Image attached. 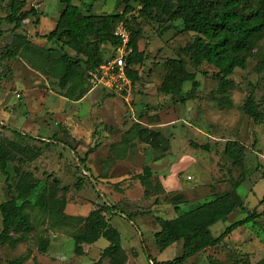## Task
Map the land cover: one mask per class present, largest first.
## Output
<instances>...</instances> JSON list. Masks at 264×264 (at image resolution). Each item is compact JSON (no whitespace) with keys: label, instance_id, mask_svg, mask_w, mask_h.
I'll return each instance as SVG.
<instances>
[{"label":"rangeland","instance_id":"rangeland-1","mask_svg":"<svg viewBox=\"0 0 264 264\" xmlns=\"http://www.w3.org/2000/svg\"><path fill=\"white\" fill-rule=\"evenodd\" d=\"M23 1L26 4L23 11L32 6L37 8L38 28L29 19L22 28L13 30V25L4 21L13 0H0V56L14 42L16 34L25 35L32 43L33 46H27L30 52L61 49L58 44L47 43L35 35L36 31L43 36L55 29L64 9L61 0ZM120 1L74 0L73 4L85 14H120L123 10V5H118ZM128 19L133 29L142 30L137 43L144 60L135 67L139 80L134 85L129 80L107 88L89 82L84 96L72 101L64 97L57 79L35 71L26 60L1 61L0 145L11 148L13 153L7 166L9 175L0 171V203L13 198L19 203L29 194L28 200L34 207L43 209L44 183L57 179L61 188H65L58 193L60 211L86 215L99 204H115L118 212L107 214V219L119 234L126 264H161L180 257L183 249L182 243H175L159 250L155 238L159 226L154 217L171 218L188 212L212 200V193L230 190L232 183L240 182L236 192L248 212H233L210 228L212 235L219 237L227 226L252 212L258 217L236 228L217 247L194 254L184 264H206L209 257L233 264L236 252L248 254L251 264H262L264 40L244 69L234 68L228 73L226 78L232 82L227 89L230 103L220 104L219 83L215 78L218 70L208 64L196 66L182 52L194 40V34L185 32L181 22L166 27L141 20L136 13ZM102 52L105 60L118 55L116 47L110 45L102 47ZM62 53L77 58L67 48ZM179 58L185 60L187 71L195 75L198 83L191 99L187 97L192 89L189 82L183 84L181 96L172 97L159 91L166 75L165 63ZM249 96L260 105L263 117L260 123H254L242 111ZM140 128L160 132L168 151L159 154L141 144L137 140ZM231 140L245 146L241 168L224 154L225 144ZM18 148L39 150L40 156L31 163H21L19 158L23 160L24 154ZM89 150L93 151L86 157ZM146 167L151 176L143 183L137 175ZM29 176L39 184L33 192L27 183ZM79 179L82 185L78 189L75 184ZM175 195L185 200L177 208L172 201ZM34 224L35 230L27 242L0 245V264H10L26 255L23 264H96L108 246V241L101 237L93 244L83 245V253L77 255L68 235L49 231L39 221ZM1 229L0 217V232ZM40 239L48 240L45 252L40 251Z\"/></svg>","mask_w":264,"mask_h":264},{"label":"trees","instance_id":"trees-1","mask_svg":"<svg viewBox=\"0 0 264 264\" xmlns=\"http://www.w3.org/2000/svg\"><path fill=\"white\" fill-rule=\"evenodd\" d=\"M73 1L61 0L64 9L53 31L43 36L37 31L35 33L36 37L44 39L47 43L58 44L61 49L49 48L40 53L30 52L27 46L32 43L25 35L16 34L14 42L0 56V66L2 60L20 58L26 60L32 69L42 75L57 79L58 87L64 92V97L72 101L84 96L87 85L91 82V74L109 60L104 59L102 47L120 46V39L114 36V31L119 25H123L129 34L130 53L126 58V76L132 85L139 80L135 67L144 60L137 43L142 30L130 26L128 17L134 13L141 20L166 27L171 23L181 22L185 32L195 35L194 40L185 46L182 52L194 65L208 64L218 70L215 78L219 83L218 92L221 98L218 103L220 104L230 103L227 89L232 82L226 78L228 73L234 68L244 69L248 58L264 40V0H121L118 3L123 5L120 14L98 15L85 14L80 7L73 4ZM25 5L23 0H13L10 5V13L4 21L13 25V30L22 28L23 23L29 19H32L36 29L38 28L40 18L37 8L32 6L23 11ZM64 48L74 52L77 58L62 53ZM165 68L166 75L159 89L160 93L172 97L181 96L183 84L189 82L192 84V89L187 93V97L191 99L193 92L198 88V83L195 75L187 71L185 60L181 58L168 60ZM1 77L0 75V79ZM181 101L183 102L184 99ZM242 111L254 123L263 121L260 105L251 96L244 103ZM162 137L158 131L140 128L137 140L161 154L168 151V145ZM41 142H45L46 145L49 143ZM203 147L207 149L206 146ZM17 151L24 154L23 160L19 158L21 163H31L40 156L39 150L33 152L18 148ZM92 151L89 150L86 157ZM12 153L11 148L0 145V171L5 175H9L7 166ZM245 153V146L239 142L232 140L226 142L224 154L234 166L242 167ZM150 176L151 171L146 167L142 174L137 175V179L144 180L145 183ZM241 176L243 181L244 175ZM27 183L30 192L39 185L37 181L34 182L32 176H29ZM81 185L82 181L79 179L75 186L79 189ZM239 185L240 182H235L232 183L230 190L212 193V200L178 216L154 217L159 226V231L155 233L159 250H164L175 243H182L183 249L180 257L161 264H184L194 254L220 245L236 228L255 221L258 214L252 212L244 219L227 226L219 237H214L211 233L210 228L213 225L225 221L233 212H248L236 192ZM64 191L65 188H61L59 180L53 179L50 183H44L43 209L34 207L28 200L29 194L21 198L19 203L14 198L0 203L2 227L0 245L14 246L27 242L29 234L35 230L34 222L39 221L40 224H46L49 231L58 230L68 235L75 244L74 253L77 255L83 253V245L93 244L103 237L108 241V246L103 249L96 264L103 260H106L107 264H126L127 256L121 248L119 234L110 227L107 219V214L118 212L115 204H99L86 215H67L58 209L60 204L58 193ZM172 201L177 208V205L185 200L180 195H175ZM39 246L40 251L45 252L48 240L40 239ZM247 255L236 252L233 264H251ZM148 257L150 258V255ZM27 258L28 255L21 256L10 264H23ZM206 264L226 263L209 257Z\"/></svg>","mask_w":264,"mask_h":264},{"label":"built area","instance_id":"built-area-1","mask_svg":"<svg viewBox=\"0 0 264 264\" xmlns=\"http://www.w3.org/2000/svg\"><path fill=\"white\" fill-rule=\"evenodd\" d=\"M114 36L119 38L121 44L117 47L118 55L103 63L96 72L91 74V84L103 85L107 88H113L116 82L128 83L126 76V58L130 53L128 49L129 34L123 25H119L114 31Z\"/></svg>","mask_w":264,"mask_h":264},{"label":"crops","instance_id":"crops-1","mask_svg":"<svg viewBox=\"0 0 264 264\" xmlns=\"http://www.w3.org/2000/svg\"><path fill=\"white\" fill-rule=\"evenodd\" d=\"M250 257V256H249Z\"/></svg>","mask_w":264,"mask_h":264}]
</instances>
